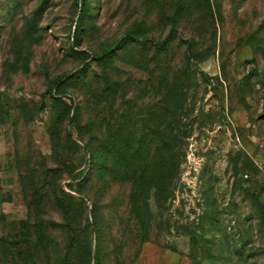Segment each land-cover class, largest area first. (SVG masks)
Instances as JSON below:
<instances>
[{
  "label": "rangeland",
  "instance_id": "1",
  "mask_svg": "<svg viewBox=\"0 0 264 264\" xmlns=\"http://www.w3.org/2000/svg\"><path fill=\"white\" fill-rule=\"evenodd\" d=\"M96 255L264 264V0H0V264Z\"/></svg>",
  "mask_w": 264,
  "mask_h": 264
},
{
  "label": "trees",
  "instance_id": "2",
  "mask_svg": "<svg viewBox=\"0 0 264 264\" xmlns=\"http://www.w3.org/2000/svg\"><path fill=\"white\" fill-rule=\"evenodd\" d=\"M90 157H91V158H94V152H90ZM83 177H84V174L82 175V178H83ZM83 179H84V178H83ZM94 211H95V209H93V212H94ZM93 212H92V213H93ZM90 251H91V247H90L89 245H87V251H86V254L89 255ZM86 254H85V255H86ZM85 255H84V256H85ZM96 258H98V255H96ZM98 260H99V258L96 259V262H97V263H99ZM99 264H100V263H99Z\"/></svg>",
  "mask_w": 264,
  "mask_h": 264
}]
</instances>
